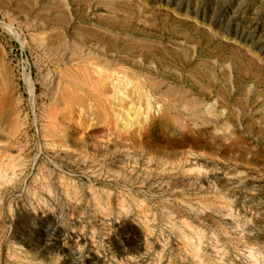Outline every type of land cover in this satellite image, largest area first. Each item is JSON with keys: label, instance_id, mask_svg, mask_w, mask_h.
<instances>
[{"label": "rangeland", "instance_id": "rangeland-1", "mask_svg": "<svg viewBox=\"0 0 264 264\" xmlns=\"http://www.w3.org/2000/svg\"><path fill=\"white\" fill-rule=\"evenodd\" d=\"M0 264H264V0H0Z\"/></svg>", "mask_w": 264, "mask_h": 264}, {"label": "bare ground", "instance_id": "bare-ground-1", "mask_svg": "<svg viewBox=\"0 0 264 264\" xmlns=\"http://www.w3.org/2000/svg\"><path fill=\"white\" fill-rule=\"evenodd\" d=\"M121 86V85H120ZM118 89V88H117ZM69 96V95H68ZM150 105V104H149ZM19 115V114H18ZM130 119V116H129V118H128V120ZM125 121V120H124ZM132 121V120H131ZM127 124V123H126ZM128 126V125H127ZM11 156V155H10ZM12 165V164H11ZM219 203H220V201H219ZM222 204V203H221ZM215 205V204H214ZM218 205V204H217ZM216 206V205H215ZM222 206V205H221ZM217 207V206H216ZM218 210V209H217ZM221 210V209H220ZM227 210V209H226ZM214 212V211H213ZM222 213V212H221ZM225 219H227V218H225ZM231 225V224H230ZM233 227V226H232ZM234 228H236V227H234ZM233 228V229H234Z\"/></svg>", "mask_w": 264, "mask_h": 264}]
</instances>
